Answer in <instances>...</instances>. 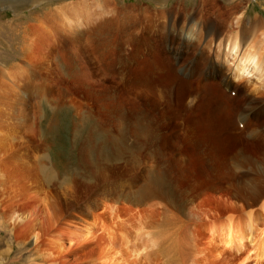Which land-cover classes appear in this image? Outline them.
Returning a JSON list of instances; mask_svg holds the SVG:
<instances>
[{
  "label": "bare ground",
  "instance_id": "6f19581e",
  "mask_svg": "<svg viewBox=\"0 0 264 264\" xmlns=\"http://www.w3.org/2000/svg\"><path fill=\"white\" fill-rule=\"evenodd\" d=\"M55 1L56 3L57 1H59L61 2V4L52 6L53 8H51V10L49 9V11H43V13L33 16H36V21L33 22L34 24L29 25L28 23L29 27L26 29L25 35L23 36V45L25 46L28 40H32L37 37L48 36L53 38L56 42L55 47L65 46V51H63L61 62L64 65V70H66L68 74H70L72 77L74 76L75 68L73 67V64L75 60L79 67L84 65L87 68L89 73H91V78L96 79L97 77L100 83L105 84V87L107 86V84H112V82L110 80L108 81L106 79V75L102 73L104 70L99 68L98 66L100 65V62H96L97 48L99 43L98 34L104 31L106 39L107 34L115 31V28H111V26L114 25L116 26V28L121 30L122 33L132 34L135 30V22L139 21L140 24H142L143 29L146 31L148 40H150L154 32L162 33V27L164 26V24L158 23L153 20L157 18L155 14L146 13V15H144V18L139 17L142 12L149 11L147 7L137 6L136 8L138 10V15L135 16L132 15L133 13L130 14L128 12V6L122 5L121 7H117L118 5L114 4L113 0H102L99 11L97 9H91L90 7H87L89 4H83L81 3V1L71 2L67 4H65L66 2L64 3V0ZM92 1L96 2V0ZM178 1L179 0H177V3ZM46 2L53 1L15 0L12 3V6L16 8H20L22 6L37 7L41 4H45ZM234 2L235 1H233V4L228 6L230 7L228 8L222 6V4H218L219 2L217 3L216 0H197L190 6L185 7L184 5H180V11H175L174 14L172 13L174 12V10L171 9V11H169V16H172L173 21H167L165 35L172 48H174V41L177 40L176 47L180 48L177 55L180 58L179 60H182L180 61V65L183 64L186 60H194L192 67L193 73L191 77L192 79L194 77L196 78L194 79L195 88H208L209 86L205 84V80L216 78L218 82H222L221 84L218 83L219 88L217 89V91L220 93L218 94L222 96H218L220 97V100L221 98L230 100V95L232 96V93H234L235 97L238 93H240L241 96H239L238 98H241L243 102H245L246 97V102L244 104L242 103V106H244L243 109H239V121L242 122L243 118L246 125L250 124L252 130L251 128L246 129H248V133L251 132L250 138H252L253 143L256 144L255 147L248 148L244 146L242 150L233 153V155L231 156V160L235 165L236 173H233L230 169H227V171L226 164L222 168H217L218 165L215 168L213 164H210V161L209 167L214 175L211 180L210 178H207L203 172L202 173L204 177L199 179V176H197V178H195L196 180H193L190 173L185 169L182 172L189 175L190 178L188 180H184L182 177L183 181H181L180 175L176 177V185L179 188V184H182V194L189 202V205H187L190 206L188 209L191 208L189 212H191L193 216V221L191 219H189V221L188 219L187 221L182 220L178 217V215L170 208V203L168 204L166 202L169 205L168 206L163 201V193L161 192L160 187L154 181H152V177H154V174H150L149 178V174L145 172L147 168H141L139 170L136 166L137 162L139 161L136 162V160L134 159L126 165L127 173H125V171H122L123 174H120L116 177L117 179L122 180L127 179V182L128 178L131 179V187L129 186L127 190L122 188L118 191L119 193L116 192L117 190L113 191V189H115L117 185L122 184L126 186L127 183H117L115 187L111 188L110 184H108L107 181L114 180L111 178V180H107V177H109V172L94 171L93 175L96 178V181L85 190L80 189L76 185V183L70 184L71 181H68L66 184L62 185L63 187H60V192H51V194H54V196L52 197L53 208L50 207V205H47L49 207L46 208H51L50 211L56 209V211L53 212H56L58 223L61 222L60 224H58L59 226L56 229V233L60 236V238H62L61 240L59 239V241L63 242L64 239H66L65 241L68 246L66 245L65 247H67L69 251L84 249V251H86V255H84L85 262L96 259L95 248L96 246L99 247V244H102L101 239L106 234L108 235L107 238H109V242H106V244L104 243L107 246L105 250H108V248L109 250H112V248L114 250L119 248L120 244H126V247L128 248L127 256H125L124 259L126 261H124L126 264H253L252 260L258 261L257 264H264V128H261L264 127V122H261L264 121V52L262 51V47L264 46V31H262L264 19L260 18L259 15H255L252 17L251 21H249V19L247 22H245L247 24H243L245 20L243 21L242 18L243 11H240L241 5L239 6L238 3ZM155 3L156 2H154V4ZM46 6L47 5H45L44 7ZM132 7L133 6H131V8ZM138 8L141 10V12ZM92 17L94 20H91L92 22L90 23L94 24L93 28H89L87 30L79 29L80 18L87 19ZM97 18H101L102 20H99ZM105 25L110 28H105V30H103V26ZM48 27H50V30L48 29ZM257 27L259 28L257 29ZM256 37L258 39V41L256 39L257 42L255 41ZM256 43L257 46H254L256 45ZM207 54H211V57H207ZM213 57H215L219 61H213ZM80 59L84 61V64H81L82 62L79 63ZM51 62L52 55L50 50H48L47 52L43 53V58L39 55H34L26 59L25 57H23L19 62L9 64L6 71H1L2 74L0 73V75H3V77L6 78V81H3V83L0 82V127L3 126L2 130H5L7 132L10 131L9 135L11 136H14L17 132L16 138L20 140H18V143L15 141V143L17 144H15L12 148H14V152L17 151V158L23 161L24 168L23 165L22 168L24 169V172L21 173L24 175L26 174V176H30V183H32L31 186H36V188H40L39 190H41V188L45 185V180L38 174V171L36 169L37 163L35 162V153L37 154L40 144L36 146V143H39L38 141H34L35 144L30 141V138L32 140L33 136L29 133L31 132V130L33 132L35 131V138H39L41 134V129L39 127L43 126L46 131V129H49L50 122L44 120V122H41V125L39 126V121L37 118L38 116L35 111H32L31 109L35 110V107H37L40 113L41 102L52 106L51 100L53 99L55 101L57 100L56 98L59 97L58 93L60 92V89H57L56 92L53 91L52 81L54 80L53 77H49L50 73L54 71V68L50 65ZM207 63L209 66L207 72L205 73L203 67ZM225 63L227 64L226 69H228L229 67L231 68L232 66L231 73L233 75V78L238 81L237 85L241 83L243 84V87L240 88V86L236 85H232V87L231 84L229 86V79L227 78L228 76L222 73V69L224 68ZM51 64L53 65V62ZM82 68L84 69V67H80V70H83ZM213 68L217 69V74L211 72ZM176 69L177 67H173L172 69L173 78L171 77V75L169 77L174 81L178 80V82L181 83V86L182 84L183 86H186L188 84V80L177 77L175 74ZM208 72H210V77L208 76ZM81 74L82 73L80 72V75ZM60 75L63 76L62 74ZM253 76H255L256 78L254 79L255 81L251 80V77ZM3 77H1L0 79H3ZM169 77L165 79H170ZM110 79L116 81L118 78H116V76L114 75H111ZM62 80H64L63 77L60 78L61 82ZM78 80L79 83H76L75 85H67L66 88L69 89V92L70 90H72L73 93L74 91H76L86 96L90 95L91 92L89 88L91 87V85L87 76L85 74H82V78L80 77L79 79H77V81ZM95 81L96 80L92 82L95 83ZM123 81L124 82H122V84L125 87L124 89H127V91H129L130 94L135 98L144 99L143 101H146L145 99L149 97L150 92L153 91V87L150 86V84H148L145 80H142L137 86L135 85L136 77L132 82L133 84L126 83L125 80ZM190 81L191 80L189 79V82ZM173 84L171 83V85ZM165 86H167V84ZM168 86L170 85L168 84ZM228 86L232 87L237 94L233 90H229ZM178 91H180V89ZM166 92L167 91H165V93ZM227 93H230V95ZM36 94H39L40 98H36L34 96L36 98V102L32 103L31 97ZM99 96L100 95H98V97L95 96V100L88 99L87 102L90 103L92 107H95L97 109L101 108L105 98H102L103 96ZM175 98L177 100L178 97ZM178 101L179 100H177V102ZM223 102H225V100ZM168 103L170 104V102ZM192 103L193 99L191 100L190 104ZM231 103L232 101L228 102L229 105H226L229 106V111L233 109ZM175 105L177 106V104ZM97 109L95 111H97ZM101 111L99 113H101ZM223 112H221L220 114H222ZM225 114H227V112ZM226 116L228 117V115ZM226 116H220V118H225ZM219 120L221 122L222 119ZM6 122L8 123L5 124ZM109 122L111 123V121ZM257 123L259 124L257 125ZM136 124L134 123V125ZM131 125L132 124H130V126ZM235 128V131L233 130L234 133L236 132L238 127ZM184 129L186 128L184 127ZM128 133L133 141L132 143H135V141L138 140L136 138H140V132L136 130L129 129ZM241 134H243L242 131ZM41 138L42 137H40V139ZM41 141L42 140H40V142ZM30 142H32L33 144H30ZM86 146L87 143L83 144L80 149L81 154L83 152L84 159H86L89 155L88 150L87 153H85L84 151V149L87 148ZM223 149L225 148L223 147ZM96 154L98 156L97 159H99V154ZM135 156L137 155L135 154ZM159 157L160 156H158V158ZM164 157H161L162 161L157 162V159L155 160L152 155H150V157L145 155L144 161L146 165L148 164V168H150L151 166V168L155 169L156 166H153L154 163L158 165L163 171L164 169L175 172L180 170L179 161L176 157H174V155ZM212 159L216 160V163H218L217 159ZM160 168L156 169V171L162 174V170ZM196 168L198 169V167ZM124 174H126L127 176H122ZM201 176L202 174H200V177ZM224 177H228L226 178L225 182L223 181ZM23 181H25V179ZM30 183L24 184L23 187L25 186V188H29ZM184 184L189 185L187 187H184ZM55 187L56 186L54 185L53 189ZM118 187L120 188V186ZM57 190L58 189L56 188V190L54 191ZM83 191L85 192L81 193ZM116 193L124 195V198L120 199L121 201L119 202V204H121L122 207L123 200H125L127 204V209L125 210V215L127 216L126 222L121 221L123 218L120 220L121 214L117 215L119 211H116L115 215H113L112 213L114 212V205L112 206L111 201H114L115 198H117ZM47 200L49 201V199ZM170 200H172V198ZM50 204L52 205V203ZM115 205H117V203ZM108 210H110V213L108 212ZM34 211L35 210H33V213H35ZM68 214L71 216H68ZM55 218L53 219L55 220ZM47 219L48 218H46V220ZM88 219H93L94 222H96L97 220L102 224L104 220H109L110 225L105 226L101 224L100 226H98V228H96V231H92V229L85 227L86 229L83 232H81L79 229L77 230H79L80 232H76L77 230L74 231V229H76L78 225L75 226L74 229H72L71 225H73L72 223L74 222V220H76L77 223H79V221H85L84 223H87L90 222ZM164 219L166 220L164 221ZM34 221H32V224H34ZM29 222L31 223V221ZM51 222L52 221H50V223ZM56 223L52 222V224H54V227L57 226H55ZM178 223H180V225H178ZM111 224L113 225V227H111ZM87 226L89 227V225ZM123 232H127V235L125 234L124 240H122L123 236L121 238V234ZM55 234L52 233V236ZM53 237H55V241L56 236ZM110 237H113L114 240H111ZM57 239L56 241H58ZM113 242L115 243V246H109ZM52 243L54 242L52 241ZM231 252L237 254H233ZM104 254L105 253L103 251L102 255H99V264H109L102 262L101 259L104 257ZM120 255L123 256L122 254H119V256ZM110 257L111 256L108 255L107 259L112 261V263L110 264H123L122 260L115 263L114 261L116 260V258H113L112 260L109 259Z\"/></svg>",
  "mask_w": 264,
  "mask_h": 264
},
{
  "label": "rangeland",
  "instance_id": "374dc122",
  "mask_svg": "<svg viewBox=\"0 0 264 264\" xmlns=\"http://www.w3.org/2000/svg\"><path fill=\"white\" fill-rule=\"evenodd\" d=\"M14 1L15 0H0L1 3L0 4V69H1L0 73L2 74L3 71H6L9 64H13L14 62H19L23 57H25L26 59L34 55H39L43 58V53L50 50L52 55V62H53V65L51 64L52 62L50 63V65L54 68V71L50 73L49 77L51 78L53 77L54 80L52 81L53 91L56 92L57 89H60V92L58 93L59 97L57 96L58 98H56L57 100L55 101L53 99L51 100L52 106L44 102H41L40 113L37 107H35V110L31 109L32 111H35V113L38 116L37 118L39 121V126L41 125V122H44V120L50 122V126L48 129L50 131H48L47 129L45 131L43 126L39 127L41 129L40 137H42L43 139L42 138L40 139V137L35 138L34 136L35 131L33 132L31 130V132L29 133L30 135L33 136L32 140L30 138V141H32L34 144H35L34 141H38L39 143H36V146L40 144L37 154L35 153L36 155L35 162L37 163L36 169L38 171V174L45 180L44 181L45 185L41 188L43 192L39 190L40 188H36V186L32 187L33 185L31 186L32 183H30L31 182L30 176L27 175L28 176L27 177L26 174L25 175L22 174L24 172L23 161L17 158V151L14 152L13 150L14 148H12L15 144L19 142L18 140H20L16 138L17 132L15 133L14 136H11L9 135L10 131L7 132L5 130H2L3 126L0 127V264H99L98 258L99 255L100 256L102 255L103 251L105 253L103 257L105 261L102 258L101 259L102 262L109 264L112 263L111 260H107L109 255L111 256L109 259L113 260V258H116V260L114 259L115 263L120 262L122 260L123 264H126L125 263L126 261L124 260L125 256H127L128 253V248L126 247V244L123 245L120 244L119 248L114 249L117 252H115L113 248L112 250H109V248L108 250L107 249L105 250V248H107L105 244L106 242L107 243L109 242V238H107L108 235L106 234L102 238L104 241L101 239L102 244H99V247L96 246L95 248L96 259L91 260L92 262L90 260L85 262L84 255H86V251H84V249L72 250L73 252L69 251L68 248L65 247L67 245L65 241L66 239H64L63 242L62 241L60 242L59 239L61 240L62 238H60V236L56 233L57 232L56 229L59 226L58 224L61 223V222L58 223L56 212H53L56 211V209L55 210L52 209L53 211H50L51 208L50 209L46 208L49 207L47 205H50V207L53 206L52 197L54 196V194H51V192L52 193H58V191L60 192V187L66 184L68 181H71L70 184L76 183V185L80 189L85 190L96 181V178L93 175L94 171L109 172V177H107V180H111V179L114 180V181H107V183L110 184L111 188L115 187L117 183L123 182L128 184V185L126 184V186L122 184L117 185V187L120 186V188L118 187L119 188L118 189L116 187L115 189H113V191L117 190L116 192H118L122 188L127 190L129 186L131 187V183H132L131 179L128 178V182H127V179L122 180V179H117L116 177L120 174H123L122 171H125V173H127L126 165L134 159L136 160V162L139 161L137 162L136 165L139 170L141 168L142 169L147 168L146 169L147 171L152 169L149 171L150 173L147 172L145 169L144 170L146 173L149 174V178H150V174L151 175L154 174V177L156 178L152 177V181H154L160 187L161 192L163 193V201L165 203L167 202L168 204L170 203L169 204L171 205L170 208L178 215V217L186 221L187 219L188 221L189 219L192 220L193 216L191 212H189L191 208L188 209L190 207L188 206L189 202L182 194L183 191V187H181L182 184L181 185L179 184L180 186L179 188L176 185L175 183L177 181L176 177L180 175L181 181H183V179L188 180L190 178L189 175L184 174L182 172L185 169L190 173L193 180L197 178V176H199L198 177L199 179L204 177L203 173L206 175L207 178H210L211 180L214 177V175L209 167L210 161H211L210 164H213L215 168L217 167V165H218L217 168L219 167L222 168L226 164L227 165L226 170L230 169L233 173H236L235 165L231 160V156L233 155V153L242 150L244 146L248 148L249 147L254 148L256 145L255 143H253L252 138L247 140L248 138L246 137L244 138L242 134L241 137H239L241 133V131H239V128H237L236 132L234 133L236 129L235 127H237L235 122L234 114L236 113V111L234 109V106L239 103L244 104L246 102V97H245V102H241L238 98L239 96H241V94L238 93L239 94L238 95L233 90L232 85L240 86L241 88L243 87V84L239 83L237 85L238 81L234 79L232 73H230L231 71L230 67L226 69L227 68L226 63H225L226 67L224 66V68L222 69V73H224V75L228 76V78L232 80V81L230 80L231 82L230 84L232 87L228 86L229 90H233L237 94L236 97H232L230 93H227L231 97L230 100L225 98H221L220 100V97L222 96L219 95L220 93L217 91V89L219 88L218 83L221 84L222 82H218L216 78L205 80V84L209 87L208 88L206 87L204 89H200L201 88L200 87L198 88L199 89L198 90L197 88H195V81H194V79H196L195 77L193 79L191 77L190 82L189 79H186L188 80L187 81L188 84L186 86L185 85L183 86L182 84L183 87L181 86V83H179L177 79H176L177 81H174L169 77L170 75L171 77L173 76V71H172L173 67L174 68L178 67V65H180V61H182L179 60L180 58L177 55L180 49L176 47L177 40L174 41V48H172L165 35V30H166L165 28L167 21L169 22L173 21L172 16H169V11L173 9L174 12L172 13L174 14L175 11L178 10L180 11V5H184L185 7L190 6L194 4L197 0H181V1L179 0L180 2L178 1V3L177 0H115V1L113 0L114 4L118 5L117 7H121L122 5L128 6V8L126 7L128 12L130 14L133 13L132 15L135 16L138 15L137 14L138 10L136 8L137 6L147 7L149 11L142 12L139 15V17L144 18V15H146V13L155 14L157 18L153 20H155L158 23L164 24V26L162 27V33L154 32L150 40H148L146 36V31L143 29L142 24H140L139 21L135 22V30L132 34L122 33L121 30L116 28L115 25L111 26V28H115V31H112L111 33L107 34L106 39H105L104 31L98 34L99 43L97 48L96 62L97 61L100 62V65H98L99 68L104 70L102 73L106 75L107 77L106 79L112 82V84L110 83L111 85L107 84L106 87L105 84L100 83L98 81L99 79L97 77L96 79L91 78V73H89V71L84 65L80 66V67H84V69L82 68L83 70H80V67L78 66L75 60L73 64V67L75 68V74L73 77L70 74H68L66 70H64V65L61 62L63 51H65L64 50L65 46L55 47L56 42L53 38L48 36L37 37L32 40H28L25 46L23 45L22 43L23 36L25 35L26 29L29 27L30 24H34L33 22L36 21V16L35 17L33 16L36 14L43 13V11H49V9L51 10V8H53L52 6L60 5L61 2L57 1L56 3L55 0H52L53 2H46L45 4L43 5L41 4L40 6L37 7L22 6L20 8L18 7L16 8L12 6V3ZM78 1H81V3L83 4H89L87 7H90L91 9H97L98 11L100 4L102 3V0H96V2L92 0H64V3L66 2L65 4H67ZM153 1L156 3L154 4ZM216 1L217 3L219 2L218 4H222V6L225 7L232 5L233 1L238 3L239 6L241 5L240 11H243L242 18L243 21L245 20L243 24H247L245 22H247L249 19H250L249 21H251L252 17L255 15H259L260 18L264 19V0H216ZM45 5L47 6L44 7ZM131 6L133 7L131 8ZM139 11L141 12L140 9ZM97 19L102 20L101 18H97ZM91 20H94L93 17L87 19L80 18L79 29L87 30L89 28H93L94 24L90 23L92 22ZM105 28H110V27L105 25L103 26V30H105ZM258 28L259 27H257V29ZM48 29L50 30V27H48ZM262 31H264V25L262 26ZM256 39L257 37L255 38V41ZM165 43H167L170 49L175 51L176 53L175 59L178 65L172 64L173 62L172 59H169L167 57V53L164 49ZM254 46H257V43ZM262 51L264 52V46L262 47ZM208 56L209 54H207V57ZM213 61L217 62L219 60L213 57ZM79 63L84 64V61L80 59ZM80 72L82 74H85L89 79V83L91 85L89 89L91 94L88 96L76 91H74L73 93L72 90H70L69 92V89L66 88L68 84L75 85L76 83H79V80L77 81V79H79L80 77L82 78V74L80 75ZM192 73L193 72L191 69V75ZM60 74H62L63 76H61ZM175 74L177 77H180L179 75H177L176 71ZM111 75L116 76V78L118 79L116 81H113V79H110ZM0 76L3 77V75ZM61 77L64 78V80H62L63 83L60 81ZM135 77H136V81H135L136 86L142 80H145L148 84H150V86L153 87V91L150 92V96L145 99L148 103L146 101H143L144 99L135 98L130 94L129 91H127V89H124L125 87L122 84V82H124L123 80H125L126 83L133 84L132 82L134 81ZM167 77H169L171 80L165 79ZM251 78L252 81H255L254 79H256L255 76ZM94 80H96L95 83L92 82ZM3 81H6V78L3 77V79H0L1 83H3ZM171 83L172 84L174 83L175 86L174 84L171 85ZM166 84L167 86H165ZM168 84L170 86H168ZM182 88H184L185 91ZM179 89L181 92L178 91ZM165 91H167L166 92L167 94L165 93ZM72 93L74 94V97ZM98 95H100L101 97L103 96L102 98H105L104 102L102 103L103 107L101 106L102 111L101 108L97 109L95 107H92L90 103L87 102L88 99L95 100V96L98 97ZM34 96L36 98H40L39 94L33 95L31 97L32 103L36 102V98ZM175 97H178L177 98V100H179L178 102ZM192 99H193V103L190 104ZM79 100L82 101L80 102ZM224 100L225 102H223ZM134 101L137 103H135ZM227 101L228 102L232 101L231 105L234 109V110L232 109L233 111L232 110L229 111V106H226L228 104ZM168 102H170V104ZM175 104H177V106ZM219 106L222 108H220ZM243 107L244 106H242L240 109H243ZM96 109L97 111H95ZM99 110L101 111V113H99L100 112ZM160 112L163 113L161 114ZM221 112H223L224 114L227 112V114L224 115L222 113L223 114L222 115L220 114ZM218 115L220 116L228 115V117L226 116L228 120L226 117L220 118V116ZM107 119L111 121V123ZM219 119H222L221 122ZM7 123L8 122H6L5 124ZM134 123L135 124L137 123L138 125L136 124L137 125L136 126L134 125ZM130 124L132 125L130 126ZM258 124L259 123H257V125ZM244 125L246 128H251L250 124L249 125L244 124ZM184 127L186 129H184ZM261 128L263 129L264 127ZM129 129L140 132V138H136L138 140L135 141V143H132L133 141L128 133ZM169 135H170V141H169ZM39 139L42 141L40 142ZM15 141L17 143H15ZM32 142H30V144H33ZM85 143H87L86 146L87 148H85L84 151L85 153L89 151L88 152L89 155L86 158L88 160L84 159L83 152L81 154V150H80L81 146ZM223 147L225 149H223ZM96 153L99 154V159H97L98 156ZM152 153L155 155H153ZM135 154L137 156H135ZM144 154L147 155L148 157L152 155L155 160L157 159L156 160L157 162L162 161L161 159L164 156L174 155V157H176L177 160L179 161L180 170L175 172L164 169L163 171L158 165L154 163L153 166L154 167L156 166L157 168L155 167L154 169L151 168V166L150 168H148L147 167L148 164L146 165L144 161V156H145ZM158 156L160 157L158 158ZM212 158L217 159L218 163H216V160H213ZM196 167H198V169ZM158 168L162 170V174L156 171V169ZM112 174L114 177L112 176ZM200 174H202L201 177ZM122 176H127V175L124 174ZM26 178L29 180H27ZM226 178L228 177H224L223 179L224 182L226 181ZM24 179L25 181H23ZM28 183H30L29 184L30 189L25 188V186L23 187L24 184H28ZM54 185L56 187L53 189ZM188 185L189 184H184V187H187ZM56 188L58 190L54 191L56 190ZM84 192L85 191L81 193ZM118 193H116L117 198H115L114 201H111L112 206L114 205L113 206L114 212L112 213L113 215H115V212L119 211L117 215L120 214L122 215V216L120 215V220L123 218L121 221L126 222L127 216L125 215V210L127 209L126 208L127 204L125 200H123V204L121 207V204H119V202L121 201L120 199L124 198V195ZM171 198L172 200H170ZM47 199H49V201ZM50 203H52V205ZM116 203L117 205H115ZM40 208L43 209L44 212ZM33 210H35L34 211L35 213H33ZM108 212L110 213V210H108ZM51 215H53L54 217ZM55 216L57 219L55 218ZM68 216L71 215L68 214ZM33 217L34 219L36 218L35 221ZM40 217L42 218L44 217L43 218L44 221ZM46 218L48 219L46 220ZM53 218H55V220ZM165 220L166 219H164V221ZM29 221H31V223ZM32 221H34V224H32ZM50 221L54 223H56L57 221V223L55 224V226L56 225L57 226L54 227L53 226L54 224H52V222L50 223ZM89 221L90 222L87 223H84L85 221H79V223H77V221L74 220V222L72 223L73 225H71L72 229H74L75 226L80 225L79 227L77 226L76 229H74V231L79 229L81 232H83L86 229L85 227L92 229V231H96L97 230L96 228H98V226L102 224L97 220L96 222H94L93 219L92 220L90 219ZM109 222H110L109 220L108 221L104 220L102 225L109 226L110 225ZM49 223L52 229L50 228ZM31 224L33 225V227ZM87 225H89V227ZM178 225H180V223H178ZM111 227H113L112 224ZM79 230H77L76 232H80ZM52 233L57 234L53 236H56V239L58 238L57 239L58 241H56V239L54 241L55 237L52 236ZM125 234L127 235V232H123L121 234V238L123 236L122 240H124ZM110 238L111 240L112 239L114 240L113 237ZM52 241L54 243H52ZM109 246L111 247L115 246V243L113 242ZM107 251L109 252V254ZM119 254H122L123 256L121 255L119 256ZM233 254H237V253H233ZM252 263L257 264L258 261L252 260Z\"/></svg>",
  "mask_w": 264,
  "mask_h": 264
}]
</instances>
